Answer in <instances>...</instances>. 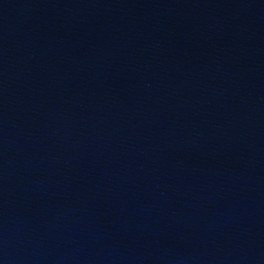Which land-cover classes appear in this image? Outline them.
<instances>
[{"label": "water", "instance_id": "1", "mask_svg": "<svg viewBox=\"0 0 264 264\" xmlns=\"http://www.w3.org/2000/svg\"><path fill=\"white\" fill-rule=\"evenodd\" d=\"M0 264H264V0H0Z\"/></svg>", "mask_w": 264, "mask_h": 264}]
</instances>
